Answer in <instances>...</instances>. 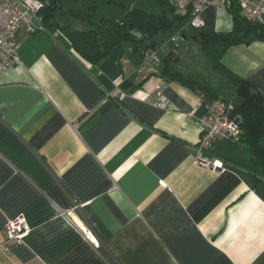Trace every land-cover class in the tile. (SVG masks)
<instances>
[{"label":"crops","instance_id":"0c3cea01","mask_svg":"<svg viewBox=\"0 0 264 264\" xmlns=\"http://www.w3.org/2000/svg\"><path fill=\"white\" fill-rule=\"evenodd\" d=\"M235 10L208 7L204 27L230 33ZM16 40L19 65L0 71V264H264V178L230 139L207 149L221 170L195 162L207 99L123 44L93 78L44 30ZM220 63L264 97V41ZM15 218L21 245L4 233Z\"/></svg>","mask_w":264,"mask_h":264},{"label":"trees","instance_id":"16d2710c","mask_svg":"<svg viewBox=\"0 0 264 264\" xmlns=\"http://www.w3.org/2000/svg\"><path fill=\"white\" fill-rule=\"evenodd\" d=\"M22 1L41 4L36 17L45 31L85 62L93 78H96L97 66L114 47L123 44L131 59H153L158 76L166 81L178 82L207 100L231 102V119L241 131L236 142L252 165L255 176L264 178V97L220 63L228 48L264 41V27L247 23L235 10L230 33L217 34L205 27L195 30L189 25L188 12H178L169 0ZM173 36H178L176 42L171 41ZM181 38L198 42L209 72L219 79L220 87L228 91L230 100H225L216 88L202 84L185 71L177 53ZM149 52L152 53L150 57Z\"/></svg>","mask_w":264,"mask_h":264},{"label":"built area","instance_id":"2783aa9c","mask_svg":"<svg viewBox=\"0 0 264 264\" xmlns=\"http://www.w3.org/2000/svg\"><path fill=\"white\" fill-rule=\"evenodd\" d=\"M171 6L177 11H186L189 14V25L199 30L204 27L203 12L211 6H225L229 8L237 4L242 16L247 23L264 27V0H169ZM41 4L37 1L23 2L22 0H0V71H6L19 65L18 51L20 44L16 40L17 33L25 27L32 32L34 27L30 23L31 16H36ZM178 36L171 38L176 42ZM165 86L159 83L155 86L157 96L154 105L157 108L165 106L166 98L163 95ZM108 97L119 100L122 93L116 89L108 93ZM233 105L231 102L221 99H211L204 103V115L199 121L201 136L195 162L199 166L221 170L223 164L218 160L207 159L202 156L215 139L225 138L236 141L241 131L237 123L231 119ZM73 211L77 208L73 207ZM4 233L8 242L21 245L27 234L24 222L21 218H15L4 226ZM87 240L97 248L98 244L90 232L85 234ZM0 249L6 251V243L0 245Z\"/></svg>","mask_w":264,"mask_h":264},{"label":"rangeland","instance_id":"374dc122","mask_svg":"<svg viewBox=\"0 0 264 264\" xmlns=\"http://www.w3.org/2000/svg\"><path fill=\"white\" fill-rule=\"evenodd\" d=\"M178 57L182 60V66L187 73L195 76L198 81L209 87L217 89L219 94L224 95L225 100H230V94L226 89H222L221 82L211 72L207 65V61L201 54L198 42L191 38H186L181 43H177ZM219 83V84H218Z\"/></svg>","mask_w":264,"mask_h":264},{"label":"water","instance_id":"95a60500","mask_svg":"<svg viewBox=\"0 0 264 264\" xmlns=\"http://www.w3.org/2000/svg\"><path fill=\"white\" fill-rule=\"evenodd\" d=\"M30 23L32 24V26L34 27V29H36V30H44L45 31V29L43 28V26H42V24L40 23V21L37 19V17L36 16H31V19H30ZM51 36V35H50ZM55 40V39H54ZM183 40H185L184 38H181L179 41H178V43H181ZM56 41V40H55ZM56 43L67 53V54H69L72 58H73V60L75 61V62H77V64H79L80 65V63L70 54V52L69 51H67L64 47H62L57 41H56ZM151 52H149L147 55H148V57H150L151 56ZM202 156L204 157V158H207V159H212V155H210L209 153H207V152H203V154H202Z\"/></svg>","mask_w":264,"mask_h":264}]
</instances>
